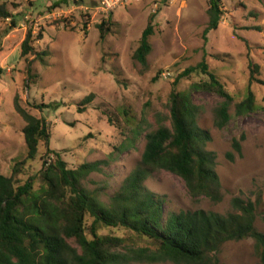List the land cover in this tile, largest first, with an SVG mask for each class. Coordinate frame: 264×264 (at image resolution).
<instances>
[{"label":"rangeland","instance_id":"rangeland-1","mask_svg":"<svg viewBox=\"0 0 264 264\" xmlns=\"http://www.w3.org/2000/svg\"><path fill=\"white\" fill-rule=\"evenodd\" d=\"M1 4L13 17L0 18V67L4 68L0 173L11 175L14 165L27 155L25 122L14 107L19 97L23 107L47 122L50 148L60 152L69 168L108 161L101 172L84 181V187L108 205L144 151V135L136 138L133 128L140 124L148 131L155 129L156 115L168 112L176 78L206 61L235 98L232 119L221 129L216 125V109L223 99L206 91L193 93L200 107L197 124L210 133L207 149L216 154L221 200L193 197L184 180L166 171L153 172L145 186L164 197L166 211L226 215L233 210L236 197L257 201L255 224L264 233V85L252 84L258 110L235 115V104L243 98L252 74L264 81V0H222L223 20L207 41L203 32L208 0H123L112 9L103 0H0ZM153 14L152 52L144 68L134 53ZM104 20L110 22V32L102 40L98 27ZM30 29L35 38L43 33L33 47L37 54L49 52L44 61L33 54L22 56L21 45ZM253 65L259 66L258 73H253ZM207 79L200 72L192 73L181 79L178 89L187 92L193 83ZM89 95L93 101L80 112L79 103ZM126 110L133 121L128 122ZM235 139H242V155L233 149ZM45 153L42 147L40 156ZM21 167L19 178L36 177L38 186L41 158ZM99 233L123 237L136 247H153L149 240L125 229L100 227ZM218 257L221 264H261L253 238L226 243Z\"/></svg>","mask_w":264,"mask_h":264},{"label":"trees","instance_id":"trees-1","mask_svg":"<svg viewBox=\"0 0 264 264\" xmlns=\"http://www.w3.org/2000/svg\"><path fill=\"white\" fill-rule=\"evenodd\" d=\"M208 5V23L203 32L206 41L208 34L219 27L224 14L222 0H208ZM10 17H13L11 11L1 4L0 18ZM154 18L155 14L134 53V59L144 68L148 67V56L152 52L150 38L154 35ZM109 26L106 20L99 25L102 40L110 32ZM36 39L42 40L43 33L35 38L30 29L21 45L22 56L33 54L44 61L49 52L37 54L33 47ZM252 71L258 73L259 66L253 65ZM28 72L32 74L31 64ZM195 72L208 79L193 83L187 92L180 91L181 79ZM3 75L4 68L0 67V79ZM254 82L264 85L263 80L252 74L243 98L235 104L236 116L258 110L252 90ZM200 91L215 93L223 99L216 109V125L222 129L229 124L230 109L235 102L233 95L206 61L189 67L173 82L168 112L156 115L157 127L148 131L137 124L133 128L136 138L144 135V151L140 163L108 205L84 187V181L92 173L101 172L108 161L85 162L69 168L60 152L50 148L51 132L47 122L23 107L16 97L15 111L25 122L27 155L23 162L14 165L11 175L0 173V264H155L168 260L184 264H221L218 256L226 243L248 238L255 240L256 253L264 264V233L255 224L257 201L236 197L232 201L233 210L226 215L204 210L166 211L164 197L145 186L153 172L166 171L184 180L193 197L221 200L222 183L216 171V154L207 149L211 136L197 124L200 107L193 101V93ZM92 101L93 95L84 98L79 103V111L84 112V107ZM124 113L128 122L133 121L127 110ZM143 122H147L146 118ZM242 139H235L233 143L239 155H242ZM42 147L46 153L40 156ZM228 156L232 159L233 153L229 152ZM37 158L42 160L38 186L36 177L25 181L19 178L21 166ZM100 227L128 230L149 240L153 247H136L123 237L102 235Z\"/></svg>","mask_w":264,"mask_h":264},{"label":"built area","instance_id":"built-area-1","mask_svg":"<svg viewBox=\"0 0 264 264\" xmlns=\"http://www.w3.org/2000/svg\"><path fill=\"white\" fill-rule=\"evenodd\" d=\"M122 1L123 0H103V3L109 9H112V8L118 6Z\"/></svg>","mask_w":264,"mask_h":264}]
</instances>
